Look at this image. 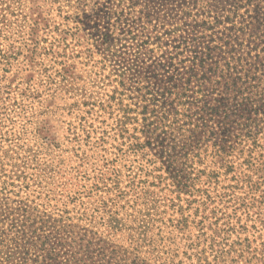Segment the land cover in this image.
Returning a JSON list of instances; mask_svg holds the SVG:
<instances>
[{
    "label": "rangeland",
    "instance_id": "rangeland-1",
    "mask_svg": "<svg viewBox=\"0 0 264 264\" xmlns=\"http://www.w3.org/2000/svg\"><path fill=\"white\" fill-rule=\"evenodd\" d=\"M33 2L34 11L30 0H0V264H198L175 226L182 220L195 234L201 219L202 199L192 202L185 183L222 170L207 129L229 145L223 132H237V113L257 116L264 136V107L255 102L261 92L264 101V82L249 79L252 66L228 72L231 52H208L214 43L191 27L183 37L196 52L175 57L180 34L162 36L132 14H112L109 0ZM249 2L240 12L251 15L232 22L242 27L245 50L257 44L264 53V16L252 11L264 0ZM218 22L210 33L223 45L231 23ZM197 52H208L207 69L193 62ZM198 141L201 163L183 161ZM205 181L196 186L211 189ZM226 183L221 177L218 188ZM207 264L250 262L226 254L209 255Z\"/></svg>",
    "mask_w": 264,
    "mask_h": 264
},
{
    "label": "trees",
    "instance_id": "trees-1",
    "mask_svg": "<svg viewBox=\"0 0 264 264\" xmlns=\"http://www.w3.org/2000/svg\"><path fill=\"white\" fill-rule=\"evenodd\" d=\"M30 1L31 10L34 11L36 4L33 2L34 0ZM109 1L116 6L112 14L116 13L117 16L132 14L134 23L135 21L138 23L143 22L145 27H150L162 36L173 37L180 34V38L176 40L177 43L174 45L175 57H179L187 51L196 52L194 48H191L190 45L192 44L189 43V40L183 37L187 27H191L192 31H200L202 40L208 36L207 42L214 43L213 46L209 45L210 47L208 44L206 45L208 52L211 51L210 48H218L221 51L224 47L228 49L227 52H231L229 60L225 62L228 72L235 70L236 65L252 66L254 73L252 76L249 75V79L264 82L263 50L259 49L257 44H254L253 48L245 50L244 42L240 40L239 34V32H242V27H236L232 22L235 20L233 16H241L243 13L249 14L248 9L240 12L242 8L250 5L249 0ZM226 4H228V8H226ZM252 11L257 17L260 14L264 16V6L259 9L255 7ZM227 12L228 14L224 15ZM220 16H225V19L231 23L228 27L230 30L228 39L223 42V45L217 44L215 39L212 38V33H210L213 28H218L217 23H219ZM38 25V19H33L30 26L32 35L36 34ZM257 29L259 28L257 27ZM122 34L127 35L130 39L135 38L134 34L125 28L122 30ZM208 52H205L203 56L199 55L198 52L194 54L193 62L202 70L208 68L206 64ZM233 53L235 54L233 55ZM196 75L192 70L191 77H196ZM201 77L204 76L198 78ZM245 77L248 78V71ZM262 91H264V87ZM262 95L263 92L259 93L258 98L254 101L256 106L263 108ZM129 109L128 107L125 108L123 112L126 120L130 119L128 115L131 110ZM252 110L255 115L263 113L257 111V109ZM178 111L175 110V117L180 114ZM234 115L242 118V120L237 122L238 130L233 135H231V129L224 130V135H230L231 137L229 145H226L228 143L226 138H224L222 144L212 140L211 137H213L214 132L208 129L206 130L208 133L205 137L206 140L204 139L207 146L211 147V153L215 157L224 159V164L218 167L222 170L219 171L216 168L203 170L195 178H190L189 183H185L188 195L192 197V202L200 201L196 197L202 199L199 206L201 210H199L200 208L197 210L201 219L197 221V226L193 228L195 234L187 228L182 220H178L175 226L179 232L184 234L183 239L186 246H190L192 250L189 258H195V262L198 264H207L209 255H213L215 259H218L226 254L232 255V257L235 255L238 258L246 256L250 264H264V136H261L260 130H255L258 125L257 116L252 118L244 115L241 117V114L237 113H234ZM126 120H123L122 123L125 124ZM196 128L204 130L201 124H196ZM187 130L186 128L182 129V131ZM199 142L196 145L198 151L185 152L182 155L183 161L188 162L189 159L200 161L203 158L199 152L201 150ZM205 151H208V149H205ZM256 151H259L257 160L253 158V153ZM201 177H205L204 184L211 186V189L196 186ZM219 177H223L229 183L218 188ZM172 191L177 192L175 198H179L183 190L177 185ZM237 212H239V215H236ZM179 213L182 215V208L179 209ZM241 215L245 216L243 223L240 222ZM112 217L111 219H113ZM247 221H251L249 226L251 229L249 230ZM110 227L114 230L118 228L114 224H110ZM251 230L253 232L249 235ZM231 234H234L237 239L229 242L228 236L230 237ZM242 234H245V236L241 237Z\"/></svg>",
    "mask_w": 264,
    "mask_h": 264
}]
</instances>
